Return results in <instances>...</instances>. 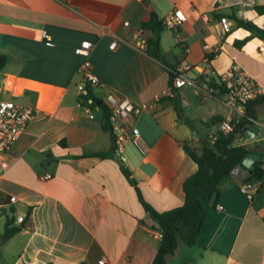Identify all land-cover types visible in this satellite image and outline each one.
<instances>
[{"label": "crops", "instance_id": "1", "mask_svg": "<svg viewBox=\"0 0 264 264\" xmlns=\"http://www.w3.org/2000/svg\"><path fill=\"white\" fill-rule=\"evenodd\" d=\"M257 3L264 0H0V54L7 56L0 99L36 109L7 152L9 165L0 177V215L13 216L15 224L27 218L0 243V264L151 263L159 230L140 198L160 212L181 206L183 181L197 169L184 146L200 152L216 139L220 121L235 116L222 89L207 93L205 81L237 63L264 93V38L250 36L235 45L250 32L230 17L264 29V15L252 8ZM173 9L186 19L163 30L172 32L178 49L163 30V61L137 49L132 34L141 23L151 12L161 19ZM221 17L232 21L230 32L223 33ZM83 41L92 43L87 58L100 80L99 86L87 85L92 94L102 101L115 94L147 105L133 120L139 145L126 144L124 164L100 109L87 113L77 92L85 57L75 49ZM205 44L221 49L207 52ZM175 65L190 66L185 73L197 86L170 90L169 69ZM255 112L253 122L262 130L253 139L238 134L233 145H248L262 161L264 102ZM100 152L105 155H95ZM248 175L239 167L221 182L185 264H264V182L250 201L239 191ZM180 254L179 249L170 254L172 264Z\"/></svg>", "mask_w": 264, "mask_h": 264}, {"label": "trees", "instance_id": "2", "mask_svg": "<svg viewBox=\"0 0 264 264\" xmlns=\"http://www.w3.org/2000/svg\"><path fill=\"white\" fill-rule=\"evenodd\" d=\"M252 8L257 14L264 15V3L254 4ZM230 17L233 18L236 27H242L250 32L248 37L236 40L234 42L235 45H243L250 36L264 38V29L251 20L239 18L234 14H231ZM141 28L149 32V35L146 37L145 52L149 56L163 61L160 48V33L164 27L160 19L154 12H151L148 20L141 23ZM209 58H212V55ZM6 60L7 56L0 54V71L3 69ZM172 78L173 74L169 70L168 84L169 88L174 91ZM205 82L210 87L222 89L216 84L214 77L209 78ZM84 99L86 101L91 99L90 106L100 109L105 119L106 127L109 129V112L102 100L94 96L89 88H87ZM170 99L177 112L180 113L181 109L178 98L173 96ZM261 102H264V93L246 104L242 116L232 119L233 130L231 132L224 134L219 131L213 143L205 145L200 152L191 149L187 145L184 146L186 153L196 163L197 169L183 181L184 202L181 206L160 212L140 198L142 205L155 223V227L162 231V238L150 264H166L167 255L173 254L178 249L180 243H185L189 246L197 243L205 216V207L215 206L220 194V184L223 180L230 176L237 168H245L241 162L251 149L246 144L233 145V142L238 134L240 136L243 134L247 124L253 123L256 116L255 107ZM216 118V120H219L218 117ZM95 155L104 156L105 153L100 152ZM123 172L129 178V181L136 186V182L131 177L130 171L123 167ZM248 172V180L260 179L262 177V175H254L249 170ZM29 213L30 209L28 210ZM25 220L15 224L14 217L7 215L5 217L3 233L0 234V243L6 242L21 230ZM78 264L86 263L80 262Z\"/></svg>", "mask_w": 264, "mask_h": 264}, {"label": "built area", "instance_id": "3", "mask_svg": "<svg viewBox=\"0 0 264 264\" xmlns=\"http://www.w3.org/2000/svg\"><path fill=\"white\" fill-rule=\"evenodd\" d=\"M185 15L178 9H173L164 15L160 21L164 28L175 29L185 21ZM223 33H228L232 28V21L227 17L219 19ZM43 37L47 38L46 31L42 32ZM137 49L145 51L146 36L144 30L138 28L132 34ZM115 41L111 46L115 45ZM51 44V42H47ZM92 43L83 41L75 49L77 54L83 55L85 59L78 67V72L82 74L83 83L77 86V92L82 97L81 102L84 103V109L87 113L91 112V99L87 101L84 95L87 93V85L96 87L100 85V80L91 71V63L88 60ZM203 49L207 52L217 53L221 48L212 47L208 44L203 45ZM190 69V66L175 65L169 70L173 74L172 84L174 88H180L183 85L197 86V81L194 78L186 75L185 70ZM215 81L222 88L224 104L234 112V117H240L244 114L246 104L263 94L262 89L256 81L247 74L237 63H232L230 67L215 75ZM171 90V89H170ZM215 88L206 86V92L212 93ZM206 93L201 94V99H204ZM159 97H157L158 99ZM108 109V124L109 131L113 138L114 150L121 161L125 163V157L122 154L126 144L131 143L138 147L139 136L133 124V120L145 109L147 105H135L128 98L122 95L109 94L102 101ZM36 109L30 106H23L12 101L0 99V177L8 168L9 162L6 159V154L12 147L17 138L25 131L28 122L35 115ZM92 117V114L89 115ZM234 117H226L219 123V131L228 134L233 130L232 119ZM260 169L262 177L257 180H247L240 184L239 191L248 200H253L260 185L264 182V160L260 161ZM50 175H46L49 177ZM10 201H15V196L10 197ZM217 209H222V206L216 205ZM157 237L162 238V231L157 232Z\"/></svg>", "mask_w": 264, "mask_h": 264}, {"label": "water", "instance_id": "4", "mask_svg": "<svg viewBox=\"0 0 264 264\" xmlns=\"http://www.w3.org/2000/svg\"><path fill=\"white\" fill-rule=\"evenodd\" d=\"M262 130V127L257 123L247 124L243 134L240 136L241 140H244L248 135L249 138H256ZM242 165L246 167L251 173L256 176L261 175L259 155L249 152L242 159Z\"/></svg>", "mask_w": 264, "mask_h": 264}, {"label": "rangeland", "instance_id": "5", "mask_svg": "<svg viewBox=\"0 0 264 264\" xmlns=\"http://www.w3.org/2000/svg\"><path fill=\"white\" fill-rule=\"evenodd\" d=\"M163 32H164L165 38H168L167 41H169V43L171 44L172 49H175V51H176L178 48L172 40V32L170 30H163ZM184 87L186 90H188L187 94L193 98V94H192V90H191L190 86H184ZM196 102L199 103L198 100H196ZM4 224H5V215L1 214L0 215V234L3 233ZM178 249H179V251H181V254L177 258V263L178 264H185L184 260L186 258V254L188 253L189 246L186 245L185 243H180ZM167 259H168L169 263L172 264L170 255H168Z\"/></svg>", "mask_w": 264, "mask_h": 264}]
</instances>
